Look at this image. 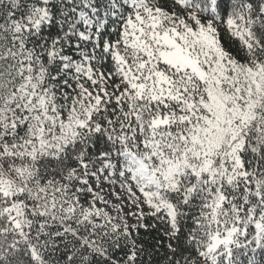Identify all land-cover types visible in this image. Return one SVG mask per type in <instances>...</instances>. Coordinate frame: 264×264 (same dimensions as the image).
Instances as JSON below:
<instances>
[{
    "label": "snow or ice",
    "instance_id": "1",
    "mask_svg": "<svg viewBox=\"0 0 264 264\" xmlns=\"http://www.w3.org/2000/svg\"><path fill=\"white\" fill-rule=\"evenodd\" d=\"M0 264H264V0H0Z\"/></svg>",
    "mask_w": 264,
    "mask_h": 264
}]
</instances>
